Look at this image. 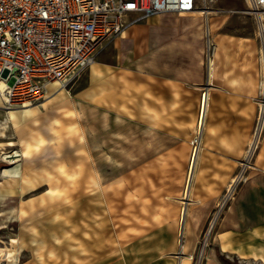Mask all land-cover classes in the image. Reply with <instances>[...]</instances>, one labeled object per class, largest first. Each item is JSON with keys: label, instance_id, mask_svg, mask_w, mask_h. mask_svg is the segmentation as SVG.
<instances>
[{"label": "rangeland", "instance_id": "374dc122", "mask_svg": "<svg viewBox=\"0 0 264 264\" xmlns=\"http://www.w3.org/2000/svg\"><path fill=\"white\" fill-rule=\"evenodd\" d=\"M203 4L200 0L198 7ZM209 5L212 11L208 19L194 12H164L133 19L135 24L127 37L118 34L109 39L97 51L96 58L102 55L113 69L134 71L151 70L160 60L166 65L177 63V75L181 76L182 66L198 63L205 68L208 56L217 52L206 49L205 28L209 22L215 26L212 38L251 45L248 50L223 51L225 75H240L242 81L236 85L260 90L261 41L255 34V19L247 12V1L212 0ZM188 19L195 20L191 31H200L199 39L178 28L185 26ZM168 31L172 33L167 34ZM184 38L199 48L186 49ZM89 83L90 66L63 90H56L58 83L56 87L51 85L47 97L29 104L41 106L35 114L22 117L19 126L9 119L7 107L0 104V142L16 143L0 151V264L87 263L111 251L115 253L122 245L160 227L166 231L163 239L167 243L175 238L165 235L174 230L180 250L184 249L186 229L181 232L180 217L190 198L185 197V185L193 153L201 150L195 142L199 136L198 119L192 132H179L188 140L187 146L172 147L169 135L138 128L137 123L121 116L119 106L112 109L108 104L97 105L88 96L81 98ZM17 107L20 106H14ZM200 113L201 110L198 117ZM24 135L27 142L21 140ZM26 143V156L5 157L6 153H21ZM181 152L188 159L183 178H178ZM12 159L17 160L11 162ZM228 202L218 215L198 264H212L207 260L208 251ZM215 210L216 207L197 242L186 250V254H193V264ZM9 213L17 216L8 217ZM172 221L175 226L169 225ZM183 258L189 264V257ZM218 259V264H264L219 251Z\"/></svg>", "mask_w": 264, "mask_h": 264}, {"label": "crops", "instance_id": "0c3cea01", "mask_svg": "<svg viewBox=\"0 0 264 264\" xmlns=\"http://www.w3.org/2000/svg\"><path fill=\"white\" fill-rule=\"evenodd\" d=\"M201 1L204 2L202 7L197 6L188 12L202 14L208 19L212 11L209 2L212 0ZM188 12L178 13L185 15ZM194 23V19H188L184 21L185 26L178 28L188 30L184 33L199 39L201 32L191 31ZM134 24L135 21H130L119 36L126 38ZM214 28L209 22L205 28L206 49L217 50L211 55V69L209 57L205 68L198 63L182 66L179 69L181 76L177 75V63L166 65L162 60L151 70L137 71L131 68L113 69L102 60V55L95 56L90 63V83L80 97L88 96L90 100L95 99L97 105L108 104L112 109L119 106L121 116L137 123L138 128L169 135L168 142L172 147L187 146L188 140L179 132L181 129L192 132L205 92L208 105L197 172L187 201L191 212L186 214L184 249L180 250L174 230L165 235L175 238L167 243L163 239L166 231L160 227L132 243L122 245L115 253L111 251L103 258L80 264H181L183 256L189 257V264H193V254H186V250L197 242L210 213L242 168L258 108L259 89L249 90L236 85L235 82L242 81L240 75H225L227 67L223 51L248 50L251 45L237 40L214 39L211 36ZM255 34L257 37V24ZM183 45L190 50L199 48L197 43L186 41V38ZM187 159L188 155L181 152L177 160L180 163L178 178L184 176ZM242 179L217 221L213 246L207 255L209 263L218 264V251L241 260L264 263V137L251 164L244 167ZM169 225L175 226L176 222L172 221Z\"/></svg>", "mask_w": 264, "mask_h": 264}, {"label": "built area", "instance_id": "2783aa9c", "mask_svg": "<svg viewBox=\"0 0 264 264\" xmlns=\"http://www.w3.org/2000/svg\"><path fill=\"white\" fill-rule=\"evenodd\" d=\"M246 1L261 41L262 78L255 125L242 168L216 205L196 264L200 263L222 207L242 180L244 167L251 164L264 137V0ZM197 6V0H0L1 100L7 107L37 103L50 83L66 87L79 76L97 51L133 19L192 11Z\"/></svg>", "mask_w": 264, "mask_h": 264}, {"label": "bare ground", "instance_id": "6f19581e", "mask_svg": "<svg viewBox=\"0 0 264 264\" xmlns=\"http://www.w3.org/2000/svg\"><path fill=\"white\" fill-rule=\"evenodd\" d=\"M180 12H188V11H180ZM126 28V27H125ZM124 28V29H125ZM124 29L121 31V33L124 31ZM120 33V34H121ZM123 35H125V32L123 33ZM209 60H208V64H209V68L211 69L212 67V56L209 55ZM58 82H52L49 84L48 88L46 89L47 93L49 92V90L51 89L50 86L53 85L54 87H56ZM65 89V87H61L59 85V87L56 88V90H63ZM46 93V92H45ZM47 93L44 95L43 98L47 97ZM51 93V92H50ZM2 100H1V97H0V104H1ZM42 104H45V101L41 102ZM3 104V102H2ZM1 104V105H2ZM4 105V104H3ZM207 105H208V98H207V93L205 92L203 95H202V98H201V102H200V110L202 109L201 113L199 114V117L197 118L198 119V126H199V136H198V143H199V147L201 148V144H202V138H203V130H204V126H205V121H206V109H207ZM5 106V105H4ZM41 104H37V105H29V104H26L24 106H20V107H17V108H14V106L12 107H7V113H8V117L9 119L14 123V125H17L19 126L20 123H19V120L22 119V117H28L32 114H35L37 112V109L38 107H40ZM32 117V116H31ZM37 121V120H35ZM2 124V123H1ZM2 127H4L5 125L2 124L1 125ZM3 133V132H1ZM197 136V135H196ZM27 136H21V140H25L26 141V138ZM195 137V136H194ZM15 141H6V142H0V151L2 149H6L7 146H12V145H15ZM196 144V143H195ZM26 148L25 150H22V152H16L14 154H9V153H6L5 154V157H12V156H18V155H22V156H26V151H27V147L29 146L28 143H26ZM200 150V149H199ZM197 152V149L196 151H194L193 153V159H192V162H191V166H190V173H189V178L187 180V185H185V197L188 198L190 197L191 195V190H192V186H193V182H194V178L196 176V169H197V165H198V161H199V154L200 152ZM4 153V152H3ZM192 157V156H191ZM17 159H12L11 162H14L16 161ZM187 202V201H186ZM188 203L186 204H182L183 207H182V217L181 218V232H183L185 229H186V213L188 211ZM6 214V213H5ZM8 217H14V216H17L16 214H12V213H9L7 215ZM1 218V217H0ZM1 222V221H0ZM185 232V231H184ZM183 232V233H184ZM182 233V234H183ZM185 235V234H184ZM181 246H183L181 244ZM13 254V253H12ZM15 254V253H14ZM13 256V255H12ZM18 258V257H17ZM181 264H187L186 263V260L184 258H182V262Z\"/></svg>", "mask_w": 264, "mask_h": 264}]
</instances>
